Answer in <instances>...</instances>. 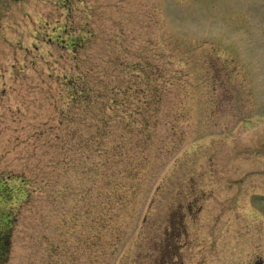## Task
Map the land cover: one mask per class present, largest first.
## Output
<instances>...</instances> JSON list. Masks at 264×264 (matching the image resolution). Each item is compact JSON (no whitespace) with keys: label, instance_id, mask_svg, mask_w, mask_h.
I'll use <instances>...</instances> for the list:
<instances>
[{"label":"rangeland","instance_id":"obj_1","mask_svg":"<svg viewBox=\"0 0 264 264\" xmlns=\"http://www.w3.org/2000/svg\"><path fill=\"white\" fill-rule=\"evenodd\" d=\"M0 264H264V0H0Z\"/></svg>","mask_w":264,"mask_h":264},{"label":"trees","instance_id":"obj_2","mask_svg":"<svg viewBox=\"0 0 264 264\" xmlns=\"http://www.w3.org/2000/svg\"><path fill=\"white\" fill-rule=\"evenodd\" d=\"M72 88H74V90H76L77 87H75V86L72 85ZM86 93H87V94H90L89 92L84 91V94H86ZM79 94H83V91H79ZM84 96H85V95H84ZM6 236H7V235H6ZM3 239H4V238H3ZM6 240H7V239H5L4 242H6Z\"/></svg>","mask_w":264,"mask_h":264}]
</instances>
